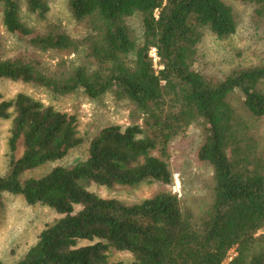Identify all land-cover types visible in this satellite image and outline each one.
<instances>
[{
  "label": "trees",
  "instance_id": "16d2710c",
  "mask_svg": "<svg viewBox=\"0 0 264 264\" xmlns=\"http://www.w3.org/2000/svg\"><path fill=\"white\" fill-rule=\"evenodd\" d=\"M238 1L252 7L254 24L264 29V0ZM69 6L85 23L79 37L50 19L49 0H0V81L91 100L112 94L135 106L134 123L103 126L85 159L28 177L84 143L79 118L24 92L7 99L0 89V119L12 122L0 208L11 193L60 215L13 264H225L232 250L228 264H264V64L223 76L200 67L207 32L220 39L237 32L233 6L228 0H69ZM133 17L140 35L130 26ZM49 52L60 54L55 64L45 61ZM192 129L201 139L197 158L211 168V201L203 209L172 191L129 202L90 190L173 184V144ZM111 249L134 260L111 261Z\"/></svg>",
  "mask_w": 264,
  "mask_h": 264
},
{
  "label": "rangeland",
  "instance_id": "374dc122",
  "mask_svg": "<svg viewBox=\"0 0 264 264\" xmlns=\"http://www.w3.org/2000/svg\"><path fill=\"white\" fill-rule=\"evenodd\" d=\"M233 6L238 20L237 32L227 38L220 39L207 32L201 42L200 67L209 73L223 76L239 67L264 64V29H259L252 19V7L238 0H228ZM51 11L49 17L54 22H61L74 37L86 33L84 22H78L71 14L69 0H49ZM0 30H4L1 24ZM130 26L136 35L142 33L138 17L130 19ZM6 34V33H5ZM9 37L8 47L16 50L15 38ZM59 53L44 54L48 63L55 64ZM66 58H77L69 52L61 53ZM264 86V85H263ZM0 89L7 99H12L20 92L32 95L57 109L77 114L79 118V136L84 143L72 149L62 160L47 163L31 170L26 175L42 176L56 165L72 166L88 155L90 138L100 128L109 124L128 126L133 121L134 105L129 101H118L112 94L91 100L84 93L76 92L68 95H55L45 88L23 82L10 80L0 81ZM236 100V99H235ZM139 123H142L140 120ZM11 120L0 119V175L9 168V137ZM201 146L199 132L192 129L185 137L174 142L172 148V167L174 182L165 185L158 182H146L135 186H116L107 188L93 184L90 190L104 196L115 197L129 202L141 201L162 191H172L182 198H187L196 210L203 209L211 201L210 190L206 187L211 176V168L198 160L197 151ZM60 215L52 208L42 205H29L23 196L11 193L4 194V205L0 208V261L13 264L36 243L40 232ZM88 242H82L86 244ZM235 254V251H231ZM111 261L131 262L133 255L127 251L111 249Z\"/></svg>",
  "mask_w": 264,
  "mask_h": 264
},
{
  "label": "built area",
  "instance_id": "2783aa9c",
  "mask_svg": "<svg viewBox=\"0 0 264 264\" xmlns=\"http://www.w3.org/2000/svg\"><path fill=\"white\" fill-rule=\"evenodd\" d=\"M150 56H151L152 59H153L154 66L156 67V69H157V70H158V69H162L163 66L160 65V57H159V55H158V52H157V49H156V48H152V49H151V51H150ZM234 251H235V250H234ZM235 255H236V252H235L234 255L232 254V256H231V254H230V256H229V258H228V260H227V262H226L225 264H228V263L232 260V258H233Z\"/></svg>",
  "mask_w": 264,
  "mask_h": 264
}]
</instances>
